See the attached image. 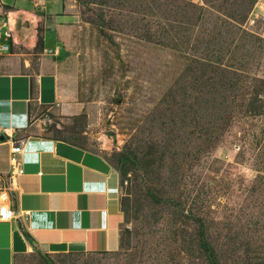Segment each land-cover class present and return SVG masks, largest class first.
Segmentation results:
<instances>
[{
    "label": "rangeland",
    "instance_id": "rangeland-1",
    "mask_svg": "<svg viewBox=\"0 0 264 264\" xmlns=\"http://www.w3.org/2000/svg\"><path fill=\"white\" fill-rule=\"evenodd\" d=\"M36 1L16 43L72 109L37 113L109 161L123 213L117 252L53 264H264V0Z\"/></svg>",
    "mask_w": 264,
    "mask_h": 264
},
{
    "label": "crops",
    "instance_id": "crops-1",
    "mask_svg": "<svg viewBox=\"0 0 264 264\" xmlns=\"http://www.w3.org/2000/svg\"><path fill=\"white\" fill-rule=\"evenodd\" d=\"M37 3L0 0V205L7 203L14 213L10 221L0 220V264L30 256L53 264L63 257L115 253L121 246L118 172L98 152L57 136L59 125L37 113L72 110L62 107L56 61L21 52L16 43L17 17H31L41 9ZM5 32L12 37L6 40ZM44 48L58 55L59 41L54 50ZM23 140L25 174L11 187L13 143Z\"/></svg>",
    "mask_w": 264,
    "mask_h": 264
},
{
    "label": "built area",
    "instance_id": "built-area-1",
    "mask_svg": "<svg viewBox=\"0 0 264 264\" xmlns=\"http://www.w3.org/2000/svg\"><path fill=\"white\" fill-rule=\"evenodd\" d=\"M8 27V25H5ZM6 40L12 37L11 33L5 32ZM2 49L4 51L9 50L8 44H3ZM25 147V141H19L17 143H13L12 147V156H11V173H10V185L11 187L16 186L20 177L25 174L24 163L19 158V156L23 153ZM14 217V213L11 210L10 206L7 203H2L0 205V220L2 221H10Z\"/></svg>",
    "mask_w": 264,
    "mask_h": 264
},
{
    "label": "trees",
    "instance_id": "trees-1",
    "mask_svg": "<svg viewBox=\"0 0 264 264\" xmlns=\"http://www.w3.org/2000/svg\"><path fill=\"white\" fill-rule=\"evenodd\" d=\"M38 42L40 43V46L42 47V50L45 49L44 46H45V38L44 37H38Z\"/></svg>",
    "mask_w": 264,
    "mask_h": 264
}]
</instances>
